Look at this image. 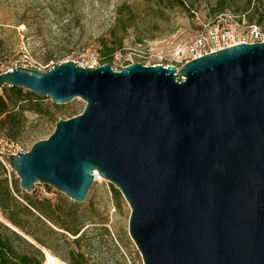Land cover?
Instances as JSON below:
<instances>
[{
  "label": "water",
  "instance_id": "obj_1",
  "mask_svg": "<svg viewBox=\"0 0 264 264\" xmlns=\"http://www.w3.org/2000/svg\"><path fill=\"white\" fill-rule=\"evenodd\" d=\"M6 85L56 105L86 103L8 157L22 190L46 184L88 204L101 177L131 208L143 264H264V42L179 71L139 62L13 68L0 74Z\"/></svg>",
  "mask_w": 264,
  "mask_h": 264
},
{
  "label": "rangeland",
  "instance_id": "obj_2",
  "mask_svg": "<svg viewBox=\"0 0 264 264\" xmlns=\"http://www.w3.org/2000/svg\"><path fill=\"white\" fill-rule=\"evenodd\" d=\"M214 4L215 0H184V4L170 1L165 6H159L157 0H0V72L11 68L46 71L70 61L86 68L103 65L101 44L106 41L112 46L114 27L122 37V28L129 20L127 8H131L135 17L127 28L122 48L109 62L112 68L119 71L137 62L147 66L175 64L180 49L200 28L204 24H214ZM229 12L244 14L248 24H257L264 35V0L251 4L248 0H237ZM259 17L263 18L261 23H258ZM120 20L125 23H119ZM41 98L47 116L40 118L32 112L27 113V133L43 127L46 129L44 139L55 130L53 118L68 119L81 114L86 107L81 98L64 105H56L49 97ZM30 149L31 142L24 141L14 144L13 152ZM9 175L31 198L75 206L77 222L86 232L73 247L85 254L87 264H143L129 234L131 208L121 194L115 196L110 182L101 177V181L94 182L87 204L77 203L52 186L41 183L27 192L21 189L20 179L13 170L8 171ZM41 219L55 228L45 218ZM67 236L70 240L76 238ZM63 253L64 250H60L58 255ZM57 258L67 264L61 256Z\"/></svg>",
  "mask_w": 264,
  "mask_h": 264
},
{
  "label": "trees",
  "instance_id": "obj_3",
  "mask_svg": "<svg viewBox=\"0 0 264 264\" xmlns=\"http://www.w3.org/2000/svg\"><path fill=\"white\" fill-rule=\"evenodd\" d=\"M157 1L159 6H165L170 1L184 4V0ZM236 1L215 0L212 14L217 16L229 12ZM248 1L251 4L253 1L260 2L261 0ZM126 10L129 20L126 22L127 26L122 28V37L119 36L117 27H114L111 32L112 40L110 43L112 46H109L106 41L101 44L102 56L105 58L103 64H109L113 60L114 53L122 48L127 28L134 20L135 14L131 8ZM121 14L125 15V13ZM261 19L263 18L259 17L258 23L262 22ZM119 23H125V21L120 20ZM0 90L2 91L0 93V138H4L13 144L30 141L32 148L36 142L44 139L46 129L37 128L27 133L28 119L26 114L32 112L40 118L46 117L44 99L21 87L6 85ZM54 107L59 109V106ZM60 119V117L53 118L54 125ZM113 191L116 197L120 196V192L114 186ZM0 212L11 225L10 227L0 223V264H44L45 253L43 248L56 257L61 256L67 264H87L85 254L73 247L84 238L86 232L84 227L77 222L75 206L54 204L50 199L31 198L24 194L9 178L8 170L1 161ZM41 218H45L55 228L43 222ZM67 234L76 238L70 240ZM32 242H35L36 245ZM60 250H64L62 255H58Z\"/></svg>",
  "mask_w": 264,
  "mask_h": 264
},
{
  "label": "built area",
  "instance_id": "obj_4",
  "mask_svg": "<svg viewBox=\"0 0 264 264\" xmlns=\"http://www.w3.org/2000/svg\"><path fill=\"white\" fill-rule=\"evenodd\" d=\"M264 42V35L261 28L256 24H248L246 16L226 12L215 17L214 24H204L195 36L178 52L177 63L171 64L179 68L191 60L201 58L207 54L231 48L242 44H253ZM30 63V60H25ZM168 67V65H165ZM8 70H12L8 69ZM49 70V69H48ZM46 70V71H48ZM41 72H46L42 71ZM178 80L183 81V77L178 73ZM14 144L4 138H0V161L11 173L7 159L13 152ZM15 154V153H14ZM11 179V175H9ZM0 223L11 225L6 221L0 212Z\"/></svg>",
  "mask_w": 264,
  "mask_h": 264
},
{
  "label": "bare ground",
  "instance_id": "obj_5",
  "mask_svg": "<svg viewBox=\"0 0 264 264\" xmlns=\"http://www.w3.org/2000/svg\"><path fill=\"white\" fill-rule=\"evenodd\" d=\"M98 180L101 181V178L98 177ZM43 250H44L45 256H46L45 264H62L61 261L56 256H54L53 254H51L49 251H47L44 248H43Z\"/></svg>",
  "mask_w": 264,
  "mask_h": 264
}]
</instances>
